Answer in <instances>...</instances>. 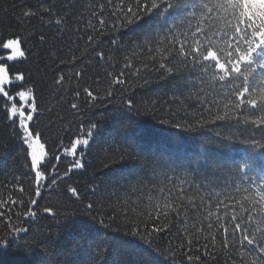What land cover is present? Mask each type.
I'll return each instance as SVG.
<instances>
[{"label": "snow or ice", "instance_id": "1", "mask_svg": "<svg viewBox=\"0 0 264 264\" xmlns=\"http://www.w3.org/2000/svg\"><path fill=\"white\" fill-rule=\"evenodd\" d=\"M22 16L54 26L61 39L67 34L73 65L92 53L107 67L120 65L118 72H105L104 95L83 88L89 110L111 102L118 90L123 95L138 81L147 83L146 76L159 71L161 79L179 78L188 87L172 97L184 114L173 112L178 118H161L159 124L185 132L215 126V134L196 152L203 160L195 167L181 152L182 138L173 139L175 147L161 142L155 148L159 159L129 173L132 179L122 186L123 196L114 192L99 204L85 202L80 187L66 183L62 197L80 208L61 203L41 209L45 191L55 192L75 171L86 170L82 148L90 145L99 123L90 121L86 135L72 139L70 146L61 140L59 153L51 145L46 148L49 142L36 127L42 114L36 84L29 83L22 69L13 73L7 63L26 58L24 45L36 33L0 30V51L9 53L0 56L2 110L19 130L28 169L27 188L17 177L12 189L0 190V253L15 245L18 264H162L161 257L163 264H216L221 256L225 264H264V170L259 179L249 175L257 158L247 152L231 166L217 163L215 153L239 143L262 150L264 161V0H92L87 5L62 0L60 8L41 3ZM137 30L134 40L119 38L122 31ZM105 37H110L107 52L101 47ZM39 42L46 44L47 37L39 34ZM83 73L82 67L72 76L59 75L52 85L57 95L71 92L79 100L81 90L73 91L72 83L78 84ZM122 103L130 114V146L138 147L144 132L131 115L156 111L157 101H146L142 108L130 98ZM70 108L83 116L79 103ZM80 132L85 133L83 124ZM62 156L72 160L60 173ZM126 158L130 153L117 152L104 167ZM176 161L180 163L171 167L169 162ZM88 188L95 194V185ZM40 213L55 221V232L39 231L20 243V234L31 232L24 223ZM165 234H171L166 248L160 243Z\"/></svg>", "mask_w": 264, "mask_h": 264}, {"label": "trees", "instance_id": "2", "mask_svg": "<svg viewBox=\"0 0 264 264\" xmlns=\"http://www.w3.org/2000/svg\"><path fill=\"white\" fill-rule=\"evenodd\" d=\"M79 2L87 5L92 0H79ZM96 2L99 3L100 0H96ZM41 3H45V6L52 4L56 8H60L62 0H0V30H14L18 33L35 31L36 33L34 38L24 45L29 50L26 58L8 61L7 63L12 65L13 73L22 69L28 77L29 83L34 82L36 84L35 94L42 113L36 121V127L44 133V139L49 142L46 144V148L51 145L59 153L58 146L61 140H63L64 145L70 146L72 139L86 135L90 121L99 123V128L95 130V135L91 139L90 145L87 148H82L85 153L83 160L86 170L75 171L71 178L63 182L60 189L55 192L45 191L39 201L41 209L44 206L55 207L61 203L70 205L71 208H80L78 203H72L66 197H62L61 190L64 189L66 183L78 185L85 202L93 200L99 204L101 197H107L114 192H119L123 196L125 190L122 186L132 179L129 173L139 172L145 165L150 167L153 159H159V153L155 151V148L161 142L168 143L169 147H175L173 139L179 140L182 138L181 152L187 153V156L192 160L193 167L196 166L198 160H203V157H198L195 154L198 151L202 152L203 147L201 145L209 137L214 136L213 129L215 126L197 130L196 132H185L159 124L161 118H178L171 116L173 112H177L178 115L184 114L180 111L179 103L172 102L174 94L179 95L181 92L188 91L184 80L179 78L173 80L167 77L161 79L162 73L154 71L146 76L147 83L144 80H140L137 82V86L129 88L123 95L118 90L111 102L106 100L101 107L89 110L85 104L87 97L82 91L83 88L90 87L94 91L99 90L100 95H104L103 89L107 86V82L104 79L105 72L113 70L118 72L120 65L117 64L115 69L107 67L103 61H99L98 58H92L94 53L91 56L86 54L84 59L73 65L71 61L73 53L69 52L70 45L67 34L61 39L54 26H48L47 23L42 24L38 18H33L31 21L23 18V12L28 9L37 11ZM47 20L48 17H45V21ZM138 32L139 30L135 32L122 31L119 38L124 43H127L130 40H134ZM39 34H44L47 37L46 44H40ZM86 39L87 36L85 35L84 40ZM109 39L110 37H105L104 43L101 45L106 52L109 50ZM80 45V50H83L84 41H80ZM71 47L74 49V54L79 56L80 52L75 51V45ZM50 52H55L56 56H50ZM8 54L7 50L0 51V56L6 57ZM82 67L84 68V73L79 83H72L73 91L77 88L81 90L79 100H76L71 92L60 91V94L57 95L58 90L52 87L53 81L61 74L66 77L72 76L77 69ZM98 79L100 80L99 85L96 83ZM130 79L134 78L130 77ZM129 98L140 108L146 101H157L156 111L147 113L141 111L139 115H131V120L136 122L137 126L143 129L144 132V142L138 147L130 146L131 141L128 140L131 135V130L127 129L130 114L122 100ZM72 102H77L81 105L83 116L76 115L70 108ZM3 103V99L0 98V190L7 192L16 185L17 177L21 178L20 183H23L25 188L28 187L27 178L25 177L28 169L25 167L26 160L23 151L25 146L17 138L19 130L8 120L6 113L2 110ZM48 109H51V111L49 112ZM81 124L84 125L85 133L80 132ZM161 128L164 130L161 131ZM215 130L219 131L220 129ZM126 140H128L127 143H125ZM261 151L260 149H253L236 143L231 147L216 148V162L221 165L231 166L235 160H239L247 152L257 158L255 163L252 164L253 171L249 175L259 179L262 170H264V161L260 159ZM117 152L130 153V158H126L123 161L117 159L116 162L110 163L109 167L105 168L104 164L109 163L111 157ZM165 159L167 158L165 157ZM71 160L72 157L70 156H62L58 171L60 173L66 171ZM53 162H56L54 157ZM169 163L171 167H175L180 161H176L175 164ZM89 184L96 186L95 194L88 188ZM113 202H115L114 196ZM23 226L30 227L31 232L27 237L21 233L20 243H23L25 239L30 238L39 231L44 233L48 231L55 232V221L43 213H40L35 221L29 220ZM170 235L165 234L160 241L165 248L169 242ZM14 253L15 245L7 252L0 253V264H18L19 257ZM160 259L163 264L164 257ZM167 264H172V261L169 260ZM216 264H225L224 257L221 256Z\"/></svg>", "mask_w": 264, "mask_h": 264}]
</instances>
